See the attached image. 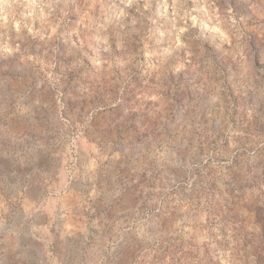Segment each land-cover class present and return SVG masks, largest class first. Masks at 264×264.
Returning <instances> with one entry per match:
<instances>
[{
  "label": "rangeland",
  "instance_id": "374dc122",
  "mask_svg": "<svg viewBox=\"0 0 264 264\" xmlns=\"http://www.w3.org/2000/svg\"><path fill=\"white\" fill-rule=\"evenodd\" d=\"M0 264H264V0H0Z\"/></svg>",
  "mask_w": 264,
  "mask_h": 264
}]
</instances>
